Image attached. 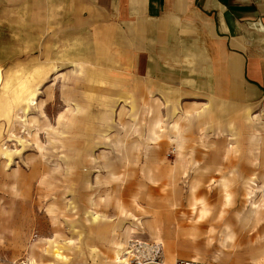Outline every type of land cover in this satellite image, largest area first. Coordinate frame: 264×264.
Instances as JSON below:
<instances>
[{"label": "rangeland", "instance_id": "obj_1", "mask_svg": "<svg viewBox=\"0 0 264 264\" xmlns=\"http://www.w3.org/2000/svg\"><path fill=\"white\" fill-rule=\"evenodd\" d=\"M59 96L48 78L37 108L0 112V264H111L129 240L161 243L162 264H226L236 246L264 254V99L255 121L178 137L175 156L168 126L148 121L73 133ZM54 187L66 192L59 215Z\"/></svg>", "mask_w": 264, "mask_h": 264}, {"label": "crops", "instance_id": "obj_2", "mask_svg": "<svg viewBox=\"0 0 264 264\" xmlns=\"http://www.w3.org/2000/svg\"><path fill=\"white\" fill-rule=\"evenodd\" d=\"M48 78L73 133L148 121L176 156L206 121H255L264 0H0V112L37 108Z\"/></svg>", "mask_w": 264, "mask_h": 264}, {"label": "built area", "instance_id": "obj_3", "mask_svg": "<svg viewBox=\"0 0 264 264\" xmlns=\"http://www.w3.org/2000/svg\"><path fill=\"white\" fill-rule=\"evenodd\" d=\"M115 264H162V246L159 242L129 241ZM176 264H202L178 260Z\"/></svg>", "mask_w": 264, "mask_h": 264}, {"label": "bare ground", "instance_id": "obj_4", "mask_svg": "<svg viewBox=\"0 0 264 264\" xmlns=\"http://www.w3.org/2000/svg\"><path fill=\"white\" fill-rule=\"evenodd\" d=\"M64 178V176H62ZM80 189L78 187L73 188L72 190V195H76L80 193ZM65 189L57 190L56 187L50 188L49 190L46 191V194L52 195V200L55 201L57 204L60 205L58 208L57 215L59 213L63 212L64 208V203H65ZM49 212V211H48ZM62 230V227H59L58 225H54L50 227V231L52 230ZM234 248H236L234 250ZM231 250L230 256H229V261L226 264H252V263H261L264 260V254L263 253H255V252H248L245 249H239L238 246L234 247Z\"/></svg>", "mask_w": 264, "mask_h": 264}]
</instances>
